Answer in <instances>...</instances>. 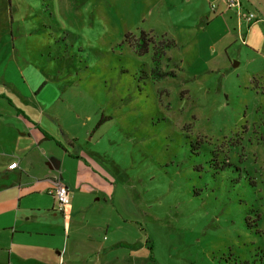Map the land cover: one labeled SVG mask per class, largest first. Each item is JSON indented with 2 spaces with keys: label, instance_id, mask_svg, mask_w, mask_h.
<instances>
[{
  "label": "rangeland",
  "instance_id": "rangeland-1",
  "mask_svg": "<svg viewBox=\"0 0 264 264\" xmlns=\"http://www.w3.org/2000/svg\"><path fill=\"white\" fill-rule=\"evenodd\" d=\"M180 3L0 0V97L126 190L117 206L150 239L152 264H264L261 60L234 46L232 65L223 51L204 72L199 20ZM143 31L180 41L161 61L175 76L153 75ZM210 158L234 167L208 170Z\"/></svg>",
  "mask_w": 264,
  "mask_h": 264
},
{
  "label": "crops",
  "instance_id": "crops-1",
  "mask_svg": "<svg viewBox=\"0 0 264 264\" xmlns=\"http://www.w3.org/2000/svg\"><path fill=\"white\" fill-rule=\"evenodd\" d=\"M168 2L189 4L184 10L187 16L199 20L196 27H189L199 29L195 45L205 57L200 63L207 69L204 72L219 67L213 60L223 51L227 53L226 66L232 65L231 50L238 46L240 58L246 54L261 60L252 81L259 84V79H264V0H240V13L222 0ZM249 13L255 18L249 20ZM3 97L0 264H152L154 256L147 245L150 239L144 238L142 226L134 225L117 206L122 201L124 207L126 190L118 185L110 187L112 182L108 183L88 159L57 144L54 132L41 127L42 117H30L21 106ZM68 144L77 146L71 137ZM57 182L69 188L70 203L65 212L57 211L55 198L49 193Z\"/></svg>",
  "mask_w": 264,
  "mask_h": 264
},
{
  "label": "trees",
  "instance_id": "trees-1",
  "mask_svg": "<svg viewBox=\"0 0 264 264\" xmlns=\"http://www.w3.org/2000/svg\"><path fill=\"white\" fill-rule=\"evenodd\" d=\"M154 45H153V44ZM176 46V42L173 39L170 40H161L158 44L155 43L154 38L151 36V34L142 32L141 36L139 37V40L137 41V47L140 50L141 53H146L150 50V47H153L154 54H153V65L154 68L152 70V73L156 77H166L168 75L175 76L176 73L173 71H165L161 68V61L163 57L166 54V49ZM214 158H210L208 161L205 162L207 169H213L215 170H221L225 167L233 168V164L230 161H227L221 168H218V163L215 164ZM249 227H251V224H248Z\"/></svg>",
  "mask_w": 264,
  "mask_h": 264
},
{
  "label": "built area",
  "instance_id": "built-area-1",
  "mask_svg": "<svg viewBox=\"0 0 264 264\" xmlns=\"http://www.w3.org/2000/svg\"><path fill=\"white\" fill-rule=\"evenodd\" d=\"M228 7L235 8L239 13L241 10L240 0H222ZM216 6V3L213 4V7ZM249 20L255 18L254 13H249L247 15ZM49 193L54 196L56 202V209L59 212H65L67 205L70 203V192L67 185L63 182H57L55 186L50 188Z\"/></svg>",
  "mask_w": 264,
  "mask_h": 264
}]
</instances>
